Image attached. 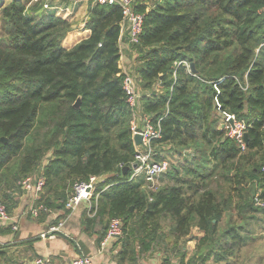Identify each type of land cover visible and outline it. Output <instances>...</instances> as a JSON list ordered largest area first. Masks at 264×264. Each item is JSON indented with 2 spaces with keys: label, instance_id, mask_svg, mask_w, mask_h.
<instances>
[{
  "label": "trees",
  "instance_id": "obj_1",
  "mask_svg": "<svg viewBox=\"0 0 264 264\" xmlns=\"http://www.w3.org/2000/svg\"><path fill=\"white\" fill-rule=\"evenodd\" d=\"M45 2L0 0V203L11 214L23 180L40 171L44 219L66 210L76 183L108 176L88 221L107 222L102 237L111 219L123 221L119 263L161 252L163 264H232L251 237L228 212L264 216V0H135L141 86L164 90L143 97L144 111L163 118L157 150L175 157L154 191L142 175L129 181L136 141L119 62L121 8L90 4L89 35L66 47L75 24ZM181 60L195 75L180 66L175 79ZM217 103L250 125L245 151L218 128ZM193 228L203 235L186 260Z\"/></svg>",
  "mask_w": 264,
  "mask_h": 264
},
{
  "label": "built area",
  "instance_id": "obj_2",
  "mask_svg": "<svg viewBox=\"0 0 264 264\" xmlns=\"http://www.w3.org/2000/svg\"><path fill=\"white\" fill-rule=\"evenodd\" d=\"M135 0H94V3L116 5L121 8L123 19L121 23L120 32V67L124 74L123 88L127 96V103L131 110V130L133 136L139 134L142 138L141 143H135V160L132 165V173L129 181L135 182L139 176H144L145 185L149 190H156V183L160 176L166 173L170 167L171 162L164 156L162 152L157 150L156 142L162 138V117L157 120L152 114L144 111L142 99L144 96L151 97L153 92L155 94H162L164 92L163 86L157 83L152 90H144L141 86V78L129 72L122 65V57L124 53L123 37L126 34L128 37L127 46L133 52L135 57L139 56V47L141 45V34L143 31L144 15L137 12L134 8ZM46 9L50 8L49 4H44ZM64 11V10H59ZM67 11V10H66ZM137 53V54H136ZM191 62L188 60L176 61L174 63L173 75L176 79L178 67L184 66L187 72L195 75L190 67ZM247 80V75L245 76ZM247 88V85L245 89ZM173 90L171 87L170 91ZM220 104L217 103V113L220 117L218 128L224 131L225 135L234 139L239 148L243 151L247 149V141L245 134L248 133L250 125L236 115L226 113L220 110ZM102 177H92L89 181L78 182L75 184L73 192L68 197L65 203V209L72 212L77 210L81 205H85L90 216L96 215L99 196L107 186L100 189L99 186L105 182L101 181ZM102 182V183H101ZM101 183V184H100ZM46 184L45 177L39 171L32 177H28L22 182L23 194H31L34 205L28 210L33 217H38L41 212L47 211L43 204H37L41 193ZM22 194V195H23ZM256 203L262 206V202L256 198ZM0 220L9 223L14 230L18 229V225L14 223L13 217L7 210L4 204L0 203ZM62 226L51 227L48 231H58ZM123 236V221L120 218H113L107 229L106 235L103 239L102 246L118 241ZM32 264H53L49 258L37 257L33 259ZM69 264H93L92 258L85 255H78Z\"/></svg>",
  "mask_w": 264,
  "mask_h": 264
},
{
  "label": "crops",
  "instance_id": "obj_3",
  "mask_svg": "<svg viewBox=\"0 0 264 264\" xmlns=\"http://www.w3.org/2000/svg\"><path fill=\"white\" fill-rule=\"evenodd\" d=\"M70 1L74 7L66 4V0H57L58 5L52 6L57 12H60L59 10L72 12V15L68 16L75 24V28L64 41L66 47H72L89 35L85 22L88 19L90 6L85 19L78 27L77 21H73L76 1ZM127 40L125 34L122 41L125 46L122 65L126 70L140 77L138 71L140 65L135 66L136 57L127 46ZM33 205L31 194L24 193L20 197L19 205L10 214L14 223L18 225L17 230H14L9 223L0 220V264H32L33 259L37 257L49 258L53 264H69L78 255L92 258L93 264H129L118 261L117 255L121 249L119 240L105 247L102 246L104 239L102 236L108 224L100 222L99 218L88 221V218L95 215L90 216L85 205L72 212L63 209L49 211L44 219H40L39 216L35 218L28 212ZM60 223L62 226L58 231L48 233L51 227ZM202 235L203 233L199 231L191 234L190 239H186V260L193 254L197 238ZM163 257L161 252L148 253L137 264H163ZM172 264H179V258H172ZM213 264L219 263L213 261Z\"/></svg>",
  "mask_w": 264,
  "mask_h": 264
},
{
  "label": "rangeland",
  "instance_id": "obj_4",
  "mask_svg": "<svg viewBox=\"0 0 264 264\" xmlns=\"http://www.w3.org/2000/svg\"><path fill=\"white\" fill-rule=\"evenodd\" d=\"M2 1H4V0H2ZM38 1H40V0H30L29 6L34 5ZM45 1H46L45 4L51 5V3H53V7H55L54 5L57 3L56 2L57 0H45ZM75 1H76V4H75V12L76 13H75V15H73V16H75L74 17L75 20L73 19V21H77V24L79 27L80 23H82L86 17V13L88 11V6H90V4H92V3H94V0H75ZM66 2H67L66 4L74 7L73 6L74 4L71 3L70 0H66ZM72 2H74V1H72ZM56 5H58V4H56ZM52 8H50V9L52 10ZM69 11L70 10L60 11V12H57V15L64 18V19L71 21V19L69 18L68 15L69 14L72 15V12L71 11L69 12ZM2 26H3V20L0 16V31L2 30ZM141 64H142V59H141V56L139 55L138 57H136L135 66H137V65L141 66ZM218 126H219V123H218ZM159 148H160V146H159ZM166 149L169 150V146H166ZM171 153H172V151H171ZM166 155H170L166 158H168L169 161L171 163H173L175 160V157H171L172 154H170L168 151L166 152ZM107 177L103 176V178H101V181H104V180L106 181ZM159 179L156 183L157 188H159L163 184V181L161 179L160 180ZM165 181L166 180H164V183H165ZM250 187H251L250 184H248L247 186H244L245 189H249ZM254 193L255 192L253 191V196H255ZM237 201H238V199L235 200L233 206L236 203H238ZM231 215L234 216L233 222L244 223L245 225H247L248 231L245 233V235H247L248 237H251V239H249L247 241L246 245H244L240 250H237V252L235 253V256L233 258L232 264H264V216H262L260 214H255L254 218H251L249 220H245V216L246 215H252V213L238 215L235 210L229 211L227 214V217L230 218ZM221 227H223V225H221ZM162 229L164 232L168 233L169 232V224L164 223L162 226ZM198 232H199L198 229L193 228L192 234L198 233ZM166 238L167 239H166L165 243H167L169 246H171L173 243V239L168 234H167ZM186 239H184L182 241V244L186 245V242H184ZM188 239H190V238H188ZM182 244H180L178 247L180 248L182 246ZM161 246H163V245H161ZM177 251H178V249L175 252H177ZM211 264H213V261L211 262Z\"/></svg>",
  "mask_w": 264,
  "mask_h": 264
},
{
  "label": "water",
  "instance_id": "obj_5",
  "mask_svg": "<svg viewBox=\"0 0 264 264\" xmlns=\"http://www.w3.org/2000/svg\"><path fill=\"white\" fill-rule=\"evenodd\" d=\"M190 67H191V70H192L193 73H196V72H197V70H196V68H195V64H194L193 62H191ZM79 105H80V101H77V103L75 104V106H76V107H79ZM248 136H249L248 133H246V134H245V140H246V141H248ZM141 140H142L141 136H140L139 134H137V135L135 136V141H136V143H137V144H140V143H141ZM2 141H3V142H7V139L3 138ZM126 169H127V167L125 168V170H126Z\"/></svg>",
  "mask_w": 264,
  "mask_h": 264
}]
</instances>
